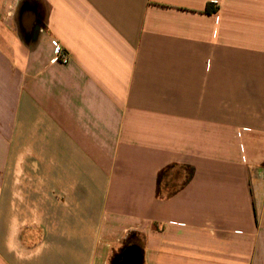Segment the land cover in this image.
Returning a JSON list of instances; mask_svg holds the SVG:
<instances>
[{"label":"crops","instance_id":"0c3cea01","mask_svg":"<svg viewBox=\"0 0 264 264\" xmlns=\"http://www.w3.org/2000/svg\"><path fill=\"white\" fill-rule=\"evenodd\" d=\"M121 249L264 264V0H0V264Z\"/></svg>","mask_w":264,"mask_h":264},{"label":"built area","instance_id":"2783aa9c","mask_svg":"<svg viewBox=\"0 0 264 264\" xmlns=\"http://www.w3.org/2000/svg\"><path fill=\"white\" fill-rule=\"evenodd\" d=\"M70 61V57L68 53L62 48V46L58 43H54V57L52 62H60L62 64H67Z\"/></svg>","mask_w":264,"mask_h":264},{"label":"trees","instance_id":"16d2710c","mask_svg":"<svg viewBox=\"0 0 264 264\" xmlns=\"http://www.w3.org/2000/svg\"><path fill=\"white\" fill-rule=\"evenodd\" d=\"M168 170V169H167ZM164 172H161L158 177V182H160L161 177L163 176ZM124 256H125V249H121L118 253H116L112 259V264H124Z\"/></svg>","mask_w":264,"mask_h":264},{"label":"rangeland","instance_id":"374dc122","mask_svg":"<svg viewBox=\"0 0 264 264\" xmlns=\"http://www.w3.org/2000/svg\"><path fill=\"white\" fill-rule=\"evenodd\" d=\"M136 238V241H139V238L135 237Z\"/></svg>","mask_w":264,"mask_h":264},{"label":"water","instance_id":"95a60500","mask_svg":"<svg viewBox=\"0 0 264 264\" xmlns=\"http://www.w3.org/2000/svg\"><path fill=\"white\" fill-rule=\"evenodd\" d=\"M127 264V263H126Z\"/></svg>","mask_w":264,"mask_h":264}]
</instances>
